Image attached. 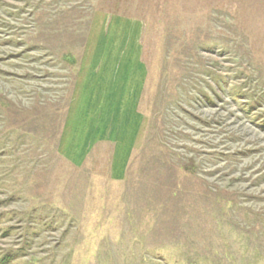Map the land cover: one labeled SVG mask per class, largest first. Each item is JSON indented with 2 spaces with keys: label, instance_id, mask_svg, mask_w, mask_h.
Listing matches in <instances>:
<instances>
[{
  "label": "rangeland",
  "instance_id": "obj_1",
  "mask_svg": "<svg viewBox=\"0 0 264 264\" xmlns=\"http://www.w3.org/2000/svg\"><path fill=\"white\" fill-rule=\"evenodd\" d=\"M0 264H264V0H0Z\"/></svg>",
  "mask_w": 264,
  "mask_h": 264
}]
</instances>
